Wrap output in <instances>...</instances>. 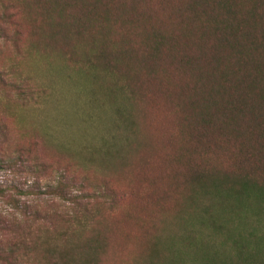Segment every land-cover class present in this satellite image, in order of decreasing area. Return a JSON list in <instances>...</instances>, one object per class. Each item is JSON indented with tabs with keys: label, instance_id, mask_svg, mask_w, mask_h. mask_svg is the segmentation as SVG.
I'll return each instance as SVG.
<instances>
[{
	"label": "rangeland",
	"instance_id": "obj_1",
	"mask_svg": "<svg viewBox=\"0 0 264 264\" xmlns=\"http://www.w3.org/2000/svg\"><path fill=\"white\" fill-rule=\"evenodd\" d=\"M25 8L20 25L9 26L0 0V257L9 241L32 240L40 225L68 224L70 198L77 197L94 208L90 225L108 239L106 264H207L215 254L220 260L210 264H241L248 254L239 257L231 236L248 242V253L259 246L253 233L264 241V196L229 201L197 190L182 200L170 180L179 167L158 152L169 145L161 137L178 143L165 110L135 101L103 73L57 58L80 48L46 43L39 3ZM10 12L15 19L16 8ZM119 107L132 117L129 127ZM95 186H107L102 192H117V199L98 196ZM160 201L167 203L162 211ZM212 219L225 230H214Z\"/></svg>",
	"mask_w": 264,
	"mask_h": 264
},
{
	"label": "trees",
	"instance_id": "obj_2",
	"mask_svg": "<svg viewBox=\"0 0 264 264\" xmlns=\"http://www.w3.org/2000/svg\"><path fill=\"white\" fill-rule=\"evenodd\" d=\"M19 2L13 6L2 0L6 7L2 18L9 26L18 27L25 7L39 3L47 20L46 43L54 39L78 45L81 51L55 53L57 58H68L77 70L103 73L135 101L155 103L165 110L178 143L161 137L159 141L169 145L158 152L178 165L170 180L182 200L197 190H213L229 201L264 196V0ZM11 7L16 8L15 19ZM46 47L49 50V44ZM140 109L143 115L149 113ZM117 111L127 127L134 123L122 108ZM106 188L95 186L98 196L117 199V192L104 194ZM0 192L4 193L1 188ZM65 193L61 192L63 197ZM92 195L96 194H87ZM70 199L75 211L68 224L40 225L32 240L9 241L7 255L0 260L5 264H106L108 239L90 225L94 208L80 198ZM166 204L158 202L157 210ZM211 222L214 230H225L223 223ZM90 228L91 234L83 239ZM253 234L259 246L250 253L248 242L231 236L239 257L248 254L241 264H264V241L258 243L259 236ZM212 257L219 259L216 254ZM212 259L205 261L210 264Z\"/></svg>",
	"mask_w": 264,
	"mask_h": 264
}]
</instances>
